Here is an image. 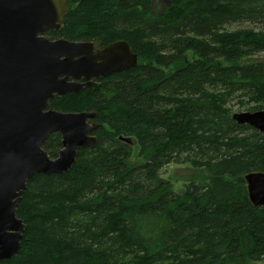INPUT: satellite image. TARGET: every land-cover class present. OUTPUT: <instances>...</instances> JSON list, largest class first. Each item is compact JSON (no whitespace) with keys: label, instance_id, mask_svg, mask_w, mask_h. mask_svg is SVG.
Here are the masks:
<instances>
[{"label":"trees","instance_id":"1","mask_svg":"<svg viewBox=\"0 0 264 264\" xmlns=\"http://www.w3.org/2000/svg\"><path fill=\"white\" fill-rule=\"evenodd\" d=\"M154 3L71 0L64 28L46 35L125 41L139 62L52 101L96 113L98 144L70 172L28 183L22 248L0 264L264 262V209L245 180L264 172V134L233 120L264 110V0H173L160 15ZM43 148L56 158L60 134ZM184 164L206 180L176 193L162 170Z\"/></svg>","mask_w":264,"mask_h":264},{"label":"water","instance_id":"2","mask_svg":"<svg viewBox=\"0 0 264 264\" xmlns=\"http://www.w3.org/2000/svg\"><path fill=\"white\" fill-rule=\"evenodd\" d=\"M70 1L0 0V262L22 248L26 226L17 214L28 183L37 175L70 172L79 151L98 144L96 113L57 112L52 101L138 66L125 41L101 48L100 42L47 37L64 28ZM233 120L264 134V110L235 113ZM55 134L62 148L53 158L43 146ZM245 180L249 200L264 209V172Z\"/></svg>","mask_w":264,"mask_h":264},{"label":"rangeland","instance_id":"3","mask_svg":"<svg viewBox=\"0 0 264 264\" xmlns=\"http://www.w3.org/2000/svg\"><path fill=\"white\" fill-rule=\"evenodd\" d=\"M173 0H155L154 11L155 15H160L165 12L171 5ZM240 28H246L245 25H236L228 27L229 31L237 30ZM259 57H254L252 61H256ZM136 147V144H135ZM136 154V153H135ZM133 163L137 161V157H133ZM163 178L169 180L174 185V191L176 193H182L185 186L190 182H205L206 178L202 171H196L191 164L184 165H169L162 170ZM260 264H264L261 262Z\"/></svg>","mask_w":264,"mask_h":264}]
</instances>
